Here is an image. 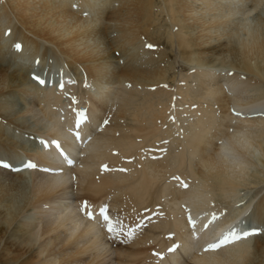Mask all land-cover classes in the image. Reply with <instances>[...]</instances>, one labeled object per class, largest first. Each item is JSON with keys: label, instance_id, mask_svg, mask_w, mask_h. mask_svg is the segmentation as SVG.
I'll use <instances>...</instances> for the list:
<instances>
[{"label": "bare ground", "instance_id": "bare-ground-1", "mask_svg": "<svg viewBox=\"0 0 264 264\" xmlns=\"http://www.w3.org/2000/svg\"><path fill=\"white\" fill-rule=\"evenodd\" d=\"M172 56L194 70L171 77ZM49 72L61 74L52 88L34 81ZM80 105L102 151L84 143L69 166L55 148L28 149L26 135L75 127ZM259 110L264 0H0V264H264V234L205 251L248 210L237 206L251 168L264 169ZM27 158L40 168L12 169ZM84 199L119 212L114 232L82 216ZM256 216L264 224L263 195ZM171 233L187 246L159 260Z\"/></svg>", "mask_w": 264, "mask_h": 264}, {"label": "snow or ice", "instance_id": "snow-or-ice-1", "mask_svg": "<svg viewBox=\"0 0 264 264\" xmlns=\"http://www.w3.org/2000/svg\"><path fill=\"white\" fill-rule=\"evenodd\" d=\"M20 47H21V45H19V44L16 45L17 49H19ZM149 47H151V46H149ZM36 79L38 80V82L40 84L45 83L44 80L40 79L39 77H36ZM128 86L131 87V85H128ZM236 115H239V113H236ZM87 122H88V117H87L86 113L84 111H80L78 113V118H77L74 126L82 129L83 126ZM81 139H83V137L81 136V133L79 131L76 133L75 136L72 137V140H74V141H80ZM41 144H42V147L46 148V149L47 148H55L57 150V155L62 160H64L66 165H71V166L75 165V160H73L71 158L65 159L67 152L64 149L63 144L59 140L41 141ZM4 166L8 167V165H6V164ZM24 166L26 169H32V170H35L38 167V165L35 162H31V161L26 162ZM177 179H179V178H177ZM180 187L182 189H184L185 191H187L189 189V185L186 181L181 183ZM82 208L84 211L87 212V208H88L87 204L82 205ZM100 216L103 218V221L107 225L108 232H110V233L114 232L115 229L110 222V217L107 214V210L105 208L100 209ZM87 218L89 220H93L95 218L94 213L87 212ZM220 219H223V217H217V216H215V214H213L211 224L216 223ZM211 224H208L205 227V230H207V228L210 227ZM128 235L131 237L133 235V232L130 231L128 233ZM251 235H252V233L249 232L248 230L240 229L238 224H233L231 227H229L227 233L222 235L221 239H219L216 242L208 244L205 251L212 252V251L219 250L222 246H228V245L238 243L239 241H242V240L249 238Z\"/></svg>", "mask_w": 264, "mask_h": 264}, {"label": "rangeland", "instance_id": "rangeland-1", "mask_svg": "<svg viewBox=\"0 0 264 264\" xmlns=\"http://www.w3.org/2000/svg\"><path fill=\"white\" fill-rule=\"evenodd\" d=\"M251 5H252V3H251ZM247 6H249L250 7V4L249 5H247ZM237 18H241V16L239 15ZM165 30V29H164ZM161 42H162V44H164V47H166V49H169L168 47H167V44H166V41H165V39L163 38L162 40H161ZM173 53V54H175L174 52V50L173 49H169L168 50V53ZM172 54V55H173ZM176 57L175 56H172V60L175 62V66H176V70L175 71H171V73L169 74L171 77H173L174 76V73L176 74H178V77H180V76H183V75H187V74H190V72H192L193 70L187 65V64H185V63H183V62H181L179 59H175ZM24 62H26V61H24ZM27 64L28 63H30V61H28V62H26ZM36 63H37V65H36ZM49 63V62H48ZM33 65L35 66V67H38V66H40L41 64L39 63V61H37V60H35V61H33ZM48 65V64H47ZM35 69H37V68H35ZM38 70V69H37ZM54 70V69H53ZM32 73H34V72H32ZM35 74V73H34ZM64 75V74H63ZM193 75H194V73H193ZM245 77L247 78L248 76L247 75H245ZM46 79H47V76L45 77ZM31 80H33V79H31ZM35 81V80H34ZM44 82H45V80H44ZM195 83H197V82H192L191 84H192V86L195 84ZM45 84V83H44ZM40 86H42V87H47L46 86V84L45 85H40ZM49 88V87H48ZM50 88H52V85H51V87ZM23 102H18V107H23L24 105L22 104ZM198 107V106H197ZM107 116V115H106ZM190 116V115H189ZM188 118L186 117V122L188 123V120H187ZM189 120H190V118H189ZM29 123H33L32 121L30 122L29 121ZM238 124H242V122L240 121V120H238L237 121V125ZM33 134V133H32ZM37 134H35V135H26L25 137H26V139H25V137H24V142H26L25 144H26V146L29 148V149H33V148H35V146H36V140L35 141H33V139L32 138H34V139H36L37 137H39V136H41V135H37ZM36 137V138H35ZM27 138H30V139H27ZM29 140V141H28ZM29 145H28V144ZM35 143V144H34ZM32 144V145H31ZM256 162H257V160H256ZM5 167V166H4ZM5 168H9V165H8V167H5ZM263 168L262 167H260L259 165H258V168L257 167H255L254 169L253 168H251V170H250V178L248 179L249 180V183L251 182V183H253V185H251V186H243L242 187V189H241V191L239 192V194L241 195L240 197H242L241 198V201L238 203L239 205L237 206V207H239V208H244V206L245 205H248L249 207H247L248 208V210L252 207V206H254L253 207V210H252V213H251V219L252 220H255V219H257L256 218V206H257V204H258V201L260 200V198L262 197V195L264 196V182H262V183H259L257 180L260 178L259 177V175H258V171H260V170H262ZM254 170V171H253ZM264 170V169H263ZM256 172V173H255ZM261 176V178H262V176H264L263 174L262 175H260ZM27 178H26V180L28 181H26L29 185H31V183L33 182V178L31 177V175H28V176H26ZM260 178V179H261ZM259 184H258V183ZM251 202V203H250ZM247 210V211H248ZM246 211V212H247ZM31 215H35L34 213H32ZM260 223V222H259ZM260 226H262L263 227V229H262V227H260ZM260 226L256 223V225L254 226V227H256V228H258V227H260V230L262 231V233L264 234V232H263V230H264V224H260ZM253 244V243H252ZM114 258V257H113ZM115 262V260H113V263L112 264H115L114 263Z\"/></svg>", "mask_w": 264, "mask_h": 264}, {"label": "clouds", "instance_id": "clouds-1", "mask_svg": "<svg viewBox=\"0 0 264 264\" xmlns=\"http://www.w3.org/2000/svg\"><path fill=\"white\" fill-rule=\"evenodd\" d=\"M187 199L188 202H193L195 200V194H189ZM197 264H214V262L210 257L206 256L204 258L199 259Z\"/></svg>", "mask_w": 264, "mask_h": 264}]
</instances>
